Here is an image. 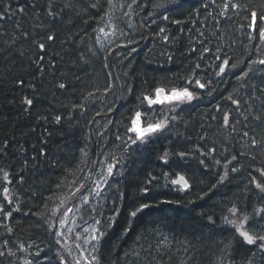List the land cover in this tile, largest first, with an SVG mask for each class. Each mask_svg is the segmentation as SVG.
Returning a JSON list of instances; mask_svg holds the SVG:
<instances>
[{
  "label": "trees",
  "instance_id": "obj_1",
  "mask_svg": "<svg viewBox=\"0 0 264 264\" xmlns=\"http://www.w3.org/2000/svg\"><path fill=\"white\" fill-rule=\"evenodd\" d=\"M72 1L0 0V264H60L50 217L70 184L85 183L89 159L105 152L116 153L121 171L98 218L94 264H264V252L241 241L223 206L240 204L241 215L250 217L264 207L250 183L264 171V81L246 55L253 38L248 15L264 10V0H231L243 7L223 16L226 0H171L173 8L159 16L165 23H145L134 36L126 34L123 47H129L110 48L99 60L94 38L109 2ZM157 38L169 44L168 65L159 67L151 55ZM224 60L227 71L217 75ZM196 80L207 87H196ZM157 87H188L195 99L177 109L153 106L148 120L167 127L133 145L130 118L145 110L143 96ZM230 95L239 107L227 104ZM95 136L106 145L97 147ZM164 152L183 170L161 163ZM162 167L169 178L175 172L192 178L190 189H171L165 178L160 183Z\"/></svg>",
  "mask_w": 264,
  "mask_h": 264
},
{
  "label": "rangeland",
  "instance_id": "obj_2",
  "mask_svg": "<svg viewBox=\"0 0 264 264\" xmlns=\"http://www.w3.org/2000/svg\"><path fill=\"white\" fill-rule=\"evenodd\" d=\"M62 1H64L65 3H69V0ZM121 3H123V0H115V2L111 5V9L109 10V15L106 21H104L103 25L96 32L94 41L96 42L98 50L95 53L96 55H94V53L92 55H94V57H96L98 60L101 58H105L103 55H105L107 58L108 54H110V52H108L109 49L113 46L115 42H118L120 40L119 37L121 36L123 30H121L119 27H121L120 25H122V22L119 17L117 19H115V17L121 14V10L123 9ZM124 15L126 17H130V14L128 12ZM128 26L132 27L130 19L128 21ZM261 43L262 47L258 49L260 55L264 54V41H262ZM88 53L89 55H91L92 52L90 49L88 50ZM109 94V91H106L104 93L105 96H109ZM164 105L169 106L171 109L178 108V104ZM129 136H131V134L127 136V140ZM94 139L97 147L102 148L106 145V141L103 139L102 136H95ZM208 154L212 155V151L209 150ZM113 155H116V153L113 152L111 156ZM102 157L103 155H100L95 156V158L93 157L92 159H89L90 165L96 162H100V158ZM159 160L162 163L160 158ZM109 163H111L110 166L112 167L111 174H109V172H103V170L100 168L98 170L99 174L97 173L94 177L91 175L90 172L87 174L88 183H76L73 185L70 184V188H68L67 191L70 189L71 193L63 197L62 202L58 203L57 207L55 208L53 214L50 217L48 231L52 235L53 239L56 240L59 245L63 246L59 247L58 254L59 256L65 257L68 261V264H75L76 260H79L80 264H86V260H90L92 262L95 261L94 256L98 245L97 241L99 239L98 219L96 221L95 218H99L100 214H104V212L102 211V207H107L108 199V193H106L105 191V180L109 177L111 181H114L117 177H119L118 174L121 171V164L116 162L114 158H112V161L110 160L109 162L105 163L107 168ZM170 163L171 161H169V165ZM171 164L176 165V167H180L183 170V165L178 164L177 162H172ZM214 171L216 172V170ZM177 173L181 174L179 172ZM170 187L172 189V186ZM173 189L181 188L179 187ZM256 193L257 195L261 196L258 191H256ZM229 203L230 202H226L225 204H223V206L227 209L226 211L228 214V220L237 219L238 217L242 218V207L240 208V204L237 206H233L239 209L240 211L236 214V216H233L228 211V208L230 207ZM233 204L237 203L233 202ZM245 208L247 209L249 207L245 206ZM83 218H86V220L88 221L85 225L79 224V222ZM55 222L57 223L56 225ZM230 226L234 227L231 224ZM93 235L98 236V239L93 240ZM77 245H79V247H77ZM66 251L69 252L70 255L74 256L75 258L73 259L72 257L68 256V254H66ZM37 262L39 261L37 260L36 263Z\"/></svg>",
  "mask_w": 264,
  "mask_h": 264
},
{
  "label": "snow or ice",
  "instance_id": "obj_3",
  "mask_svg": "<svg viewBox=\"0 0 264 264\" xmlns=\"http://www.w3.org/2000/svg\"><path fill=\"white\" fill-rule=\"evenodd\" d=\"M109 4L111 5L113 3V0H108ZM95 7V5H93ZM243 6L238 3H232L231 0H226V2L223 4V10L221 11L220 15H225V13L228 11L229 8L236 10L241 9ZM247 10V9H245ZM23 11V9H21ZM7 12V9H5V13ZM50 16H54L55 14L53 12L48 13ZM167 19V17H165ZM249 24L248 27L252 28L253 31H256L259 35V38L264 41V28L260 27L261 23H264V10L257 11V10H251L248 15ZM103 31V30H101ZM161 31H164L161 29ZM25 35H27L25 33ZM46 39L49 41H52L55 39V37L51 34H48L46 36ZM38 48L40 50H45V44L39 43ZM40 59H43V57H39ZM252 63H258L260 65H264V59H259L257 61H253ZM228 64V60H225L223 62V65L219 67V73L217 75L223 73L225 71V66ZM199 68V65L196 66ZM235 67V65H233ZM251 71V69H249ZM248 76V72H244L243 76L239 77V79H244ZM23 83V81H21ZM189 84H191V81H189ZM195 86L204 89L207 87L205 83H202L200 80L195 81ZM60 88H65L66 86L64 84L59 85ZM195 99L194 91L189 90L188 87L185 88H172L171 90H166L163 87H157L154 89V92L150 95L143 96L141 103L144 104L146 102V107L143 112L141 111H135L133 115L130 118V127L127 128V131L132 133V136L128 137V140L131 142V144L135 145L138 142L140 144H146L153 135L161 133L165 130L167 127V124L161 120L159 122L152 120L149 121L147 114L148 112L152 111L153 106L155 105H164V104H183L185 102H191ZM229 101H231L232 104L236 105L237 107L240 106V100L233 99V97L230 95L227 97ZM27 105H32L33 101L31 99H26L24 101ZM57 121H59L60 117L56 118ZM247 119V117H245ZM224 125L228 126L230 122V117L228 114H225L223 117ZM245 136H247V133H244ZM255 140L252 141L253 146H255ZM180 156H183L184 153H180ZM168 156L169 154L167 152H164L163 155L160 157L161 161L164 164H168ZM235 159V157H233ZM0 171H3L0 169ZM232 171H236L235 168L232 169ZM109 174L112 173V167L110 166L108 168ZM4 179H8V173L4 172ZM174 178H169L168 174H164V178L168 179L169 183L172 185L180 186L182 189H190L191 185L189 184L188 179L181 174L173 173L172 174ZM259 177L260 179H257V177L253 176L250 183L254 186L256 190L261 194V198L264 199V171H259ZM156 177L152 176L149 180V183H151V180H155ZM147 191V189H145ZM8 188L3 189L4 198L8 200ZM9 203H11V200H8ZM148 205H143V207H147ZM3 211V208L0 207V212ZM140 211L138 208L137 210L131 212V216L135 217L137 213ZM233 216H236L239 209L236 207H232L228 210ZM5 215L10 216L11 212L5 213ZM255 217H259V220H256ZM255 217H250L248 215H243L242 218L238 217L237 219L228 220L227 217H225V220L227 223L233 225L235 227L236 233H238L239 237L241 238V241L247 245L255 246L260 251L264 252V224H262L260 221H264V207L258 208L255 210ZM211 219V218H209ZM239 221V222H238ZM11 231V229H9ZM93 240H97L98 236L93 235ZM79 247V245H77ZM23 250V245H21V249ZM8 255H15L11 251V249L7 250ZM5 252L0 251V256H4ZM25 264H31V261H25ZM75 264H80L79 260H76ZM86 264H92V261L86 260ZM249 264L251 262L249 261Z\"/></svg>",
  "mask_w": 264,
  "mask_h": 264
},
{
  "label": "bare ground",
  "instance_id": "obj_4",
  "mask_svg": "<svg viewBox=\"0 0 264 264\" xmlns=\"http://www.w3.org/2000/svg\"><path fill=\"white\" fill-rule=\"evenodd\" d=\"M114 2H115V0H113V3ZM111 5L108 4V10H107V12L104 15H102V22L100 24L101 26L103 25L104 21H106L108 15H109V10L111 9ZM121 5L123 6V9L121 10V14L117 15L115 17V19H117L118 17L120 18V20L122 22V25H120L121 27H119V28L121 30H123V32H122L121 36L119 37L120 40L118 42H115L113 44V46L111 47V49H112L111 52H116V53L120 51V48L121 49H125V48L129 47V46H124L123 47L124 42H125L124 37L125 38H128V35L134 36V34H135L136 31H139V30H142L143 29V26H144L145 23L149 24L150 27L152 28V26H154V24H155V20L158 21L159 20V16L162 15L163 13H165L164 9L171 10L173 8V3H172L171 0H154L153 2H150V0H123V3H121ZM143 6L146 7V10H143L142 9ZM127 12L130 14V17H126L124 15ZM129 19L131 20L132 27H129L128 26ZM126 21H127V25H126ZM159 21L162 22V23H165L166 19H165V17H163L162 18V21L161 20H159ZM157 25H159L163 29H165L161 25V23H157ZM261 27L264 28V23H262V26ZM248 31H250L253 34V38L247 44L246 55L249 56V57H252L254 59V61H257L259 59H264V56L260 55L258 53V51H257V49H259V48L262 47V43H261L262 40L259 38L258 33L256 31H253V29L250 30V28L248 27ZM126 34H128V35H126ZM256 38H258V41L257 42L255 40ZM137 43L138 42H136V43L133 42L131 45H134L135 44L137 46ZM169 48L170 47H169L168 42L162 43L159 40V38H157L156 41H155V43L152 45V47H151L152 54L151 55L154 58L157 59V65L159 67L162 66V65H164V64H167L168 65L170 63L166 59V57L168 55V52L167 51H168ZM224 61H222L221 64ZM177 62L179 63L178 60H177ZM227 66H228V64H227ZM263 67H264V65L258 64V68H257L258 69V76H257V78H259V76H261L260 72L262 71ZM97 84H98V82L97 83L95 82L94 85L96 87H98V88L99 87H102V84L101 83L98 86H97ZM101 89H103V88H101ZM227 104L230 105L232 108H237V106L234 105V104H232L231 101H229V100H228ZM113 156H111L108 152H105L104 155H103V157L100 158V160H101L100 162H96V163H94L92 165H89L87 169L89 170V172L91 173V175L93 177L96 176V174L98 173V170L100 168L103 170V172H108V168L110 167V164L111 163H109L108 168H107V166H106L105 163L106 162H109L110 160L112 161V158H114V159L117 158L116 155H113ZM120 156H121V154H120ZM123 156L125 157V155H123ZM165 168L166 167H162L159 170V172H160V181L159 182L160 183L164 181V170H165ZM175 173H177V172H175ZM179 173H181V175H184L186 177V175L184 174V172H179ZM173 178H174V176H173ZM190 180H193V179L190 178L188 181H190ZM84 221L85 222H88L86 219H84Z\"/></svg>",
  "mask_w": 264,
  "mask_h": 264
}]
</instances>
